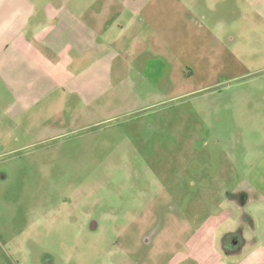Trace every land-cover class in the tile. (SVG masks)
Here are the masks:
<instances>
[{
    "label": "rangeland",
    "instance_id": "rangeland-1",
    "mask_svg": "<svg viewBox=\"0 0 264 264\" xmlns=\"http://www.w3.org/2000/svg\"><path fill=\"white\" fill-rule=\"evenodd\" d=\"M86 1L114 28L113 85L78 116H0V133L19 126L0 139V264L259 262L264 12Z\"/></svg>",
    "mask_w": 264,
    "mask_h": 264
},
{
    "label": "crops",
    "instance_id": "crops-1",
    "mask_svg": "<svg viewBox=\"0 0 264 264\" xmlns=\"http://www.w3.org/2000/svg\"><path fill=\"white\" fill-rule=\"evenodd\" d=\"M245 1L264 12V0ZM92 9L86 0H0V116L14 123L40 116L50 123L59 113L74 117L77 106L108 94L119 54L108 44L114 28L97 25ZM18 129L0 133V139H11ZM257 253L240 264H256ZM259 253L258 264H264V249ZM216 259L230 264L217 251Z\"/></svg>",
    "mask_w": 264,
    "mask_h": 264
}]
</instances>
